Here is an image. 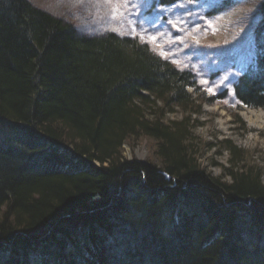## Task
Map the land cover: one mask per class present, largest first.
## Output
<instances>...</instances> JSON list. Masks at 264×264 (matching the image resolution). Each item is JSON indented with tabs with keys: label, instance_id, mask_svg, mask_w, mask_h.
Instances as JSON below:
<instances>
[{
	"label": "trees",
	"instance_id": "1",
	"mask_svg": "<svg viewBox=\"0 0 264 264\" xmlns=\"http://www.w3.org/2000/svg\"><path fill=\"white\" fill-rule=\"evenodd\" d=\"M261 4L234 86L264 109ZM189 87L191 72L136 38L0 0V264H264L263 170L231 158L212 175L191 117L163 121L165 108L194 104ZM136 136L156 140L158 163L122 156Z\"/></svg>",
	"mask_w": 264,
	"mask_h": 264
},
{
	"label": "rangeland",
	"instance_id": "2",
	"mask_svg": "<svg viewBox=\"0 0 264 264\" xmlns=\"http://www.w3.org/2000/svg\"><path fill=\"white\" fill-rule=\"evenodd\" d=\"M33 1L66 17L81 33L115 32L134 37L162 59L194 72L198 91L188 89L194 104L175 106L172 111L165 108L163 121L179 122L187 115L191 117L193 150L202 168L212 175H223L233 158L236 165L263 170L264 182V109L255 108L263 113V119L251 125L242 111L254 108L230 96L235 77L253 58L252 29L261 19L259 5L264 0H229L221 11H212L221 0L181 1L171 6L156 5L153 0H131L136 8L109 0ZM225 91L230 95L221 96ZM164 106L157 100L151 106L153 115H161ZM227 141L241 151L234 155ZM156 150L153 138L130 137L122 145V156L158 163Z\"/></svg>",
	"mask_w": 264,
	"mask_h": 264
},
{
	"label": "bare ground",
	"instance_id": "3",
	"mask_svg": "<svg viewBox=\"0 0 264 264\" xmlns=\"http://www.w3.org/2000/svg\"><path fill=\"white\" fill-rule=\"evenodd\" d=\"M32 5H34V6H37V7H39L40 9H43L44 11H46V12H48V13H50V14H52L53 16H55V17H59V18H62V19H64V20H66V21H68L69 23H71V24H73L74 26H75V24L73 23V22H71V21H69V19H67L66 17H63V16H60L61 14H56V13H53L52 11H50V10H48V9H46V8H43L42 6H40V5H38V4H36L33 0H28ZM182 1H184V0H182ZM179 2H181V1H179ZM179 2H177V3H179ZM185 2H188V3H190L191 2V0H185ZM216 6H219L220 4L217 2L216 4H215ZM188 6V5H187ZM76 27V26H75ZM254 30H255V27H254V29H252V32H254ZM263 32H264V29L262 30ZM83 33H85V32H83ZM254 35V34H253ZM263 35H264V33H263ZM127 37H130V36H127ZM130 38H134V37H130ZM252 40H253V38H252ZM169 62H170V64H172V66L176 69V70H178V71H183V70H186V71H188V72H191L193 75H194V72H192L190 69H185V68H180V67H178L176 64H174V63H172L170 60H168ZM249 61H251V59L249 60ZM212 64V63H211ZM245 65H248V62H245ZM241 72L239 71V73H238V75L240 74ZM237 75V76H238ZM237 76L235 77V78H237ZM194 78H195V76H194ZM234 80H236V79H234ZM234 84H235V81H234ZM234 84L232 85V91H231V95H230V92H224V93H220L221 94V96H233V98H234V100L237 102V103H239V104H242L243 106H245V107H248V106H246V105H244V103H242V101H240L239 100V95L237 94V92H236V89H235V86H234ZM197 85V84H196ZM189 89H194L193 87H189ZM258 109H263V108H258ZM262 112H257V111H255V108L254 109H247V110H245V111H242V115L244 116V118L247 120V122H249V124H251V125H254V124H257V122L258 121H260V120H262L263 119V116H262ZM263 179V176H262V178H261V180ZM263 181V180H262Z\"/></svg>",
	"mask_w": 264,
	"mask_h": 264
},
{
	"label": "snow or ice",
	"instance_id": "4",
	"mask_svg": "<svg viewBox=\"0 0 264 264\" xmlns=\"http://www.w3.org/2000/svg\"><path fill=\"white\" fill-rule=\"evenodd\" d=\"M109 2H116V3H121L124 7H128L129 5H131L132 8H136L137 6L135 4H131V0H109ZM145 10L147 9V5H144ZM137 19H139V17H137ZM152 39L154 40L155 37H152ZM211 91V89H209Z\"/></svg>",
	"mask_w": 264,
	"mask_h": 264
}]
</instances>
